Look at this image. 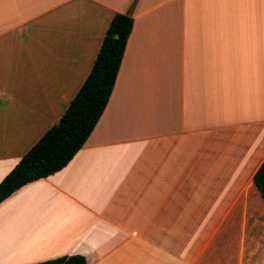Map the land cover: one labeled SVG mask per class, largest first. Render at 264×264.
Returning <instances> with one entry per match:
<instances>
[{
  "label": "crops",
  "instance_id": "0c3cea01",
  "mask_svg": "<svg viewBox=\"0 0 264 264\" xmlns=\"http://www.w3.org/2000/svg\"><path fill=\"white\" fill-rule=\"evenodd\" d=\"M114 14L132 26L107 103L61 170L0 202V264H244L264 232V0H0V180Z\"/></svg>",
  "mask_w": 264,
  "mask_h": 264
},
{
  "label": "trees",
  "instance_id": "16d2710c",
  "mask_svg": "<svg viewBox=\"0 0 264 264\" xmlns=\"http://www.w3.org/2000/svg\"><path fill=\"white\" fill-rule=\"evenodd\" d=\"M131 26L132 19L129 15L112 16L88 75L57 123L0 180V202L23 185L61 170L81 148L107 103ZM252 184L264 205V159L252 176ZM35 264L86 262L79 255H71Z\"/></svg>",
  "mask_w": 264,
  "mask_h": 264
},
{
  "label": "rangeland",
  "instance_id": "374dc122",
  "mask_svg": "<svg viewBox=\"0 0 264 264\" xmlns=\"http://www.w3.org/2000/svg\"><path fill=\"white\" fill-rule=\"evenodd\" d=\"M259 237L257 238L256 242L252 244V242L246 239V232H245V243H244V264H264V232L259 233ZM259 245V255H257V245ZM259 258L257 261L256 258Z\"/></svg>",
  "mask_w": 264,
  "mask_h": 264
}]
</instances>
